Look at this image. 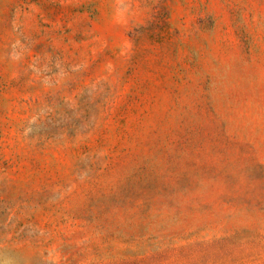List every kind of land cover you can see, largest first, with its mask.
<instances>
[{
  "label": "rangeland",
  "instance_id": "rangeland-1",
  "mask_svg": "<svg viewBox=\"0 0 264 264\" xmlns=\"http://www.w3.org/2000/svg\"><path fill=\"white\" fill-rule=\"evenodd\" d=\"M0 264H264V0H0Z\"/></svg>",
  "mask_w": 264,
  "mask_h": 264
}]
</instances>
